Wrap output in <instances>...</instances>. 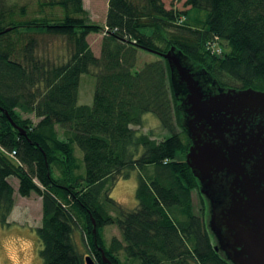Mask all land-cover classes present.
<instances>
[{
  "label": "trees",
  "instance_id": "obj_1",
  "mask_svg": "<svg viewBox=\"0 0 264 264\" xmlns=\"http://www.w3.org/2000/svg\"><path fill=\"white\" fill-rule=\"evenodd\" d=\"M9 2L0 0V226L8 225L14 206V178L19 197L41 200L35 234L42 264H85L86 256L96 264H230L214 250L207 203L185 164L186 91L162 58L134 69L138 51L174 48L205 92H264V0H184V12L160 0H108L102 26L88 23L82 0H48L40 8L62 9L61 19L23 21L14 19ZM192 10L207 13L202 27L189 25ZM90 33L103 34L98 57L86 42ZM34 34L65 37L72 45L68 61L56 67L37 61ZM215 44L224 49L219 55L210 50ZM93 71L92 103L78 105L79 78ZM145 115L157 119L165 138L133 129ZM73 145L82 153L83 176ZM11 152L12 160L5 154ZM134 171L137 206L128 211L110 192ZM106 226L120 235L108 246L101 236ZM77 230L85 254L75 243Z\"/></svg>",
  "mask_w": 264,
  "mask_h": 264
},
{
  "label": "water",
  "instance_id": "obj_2",
  "mask_svg": "<svg viewBox=\"0 0 264 264\" xmlns=\"http://www.w3.org/2000/svg\"><path fill=\"white\" fill-rule=\"evenodd\" d=\"M152 53L166 61L186 91L182 105L190 147L185 164L207 203L214 250L230 264H264V92H205L174 48ZM84 262L96 264L90 256Z\"/></svg>",
  "mask_w": 264,
  "mask_h": 264
},
{
  "label": "rangeland",
  "instance_id": "obj_3",
  "mask_svg": "<svg viewBox=\"0 0 264 264\" xmlns=\"http://www.w3.org/2000/svg\"><path fill=\"white\" fill-rule=\"evenodd\" d=\"M48 0H10L9 4L14 5V19L17 21L29 20L33 18H41L51 14L55 19H61L63 16L62 9L56 7L48 9L40 8V4ZM108 0H82V7L85 11L88 23L102 26L107 11ZM165 9L175 10L178 12L188 11L184 7V0H160ZM44 6V5H43ZM20 7H24L23 14L19 13ZM207 13L205 11L192 10L188 13V22L192 27H202L206 20ZM102 33H90L86 37V42L95 57L99 56L100 43ZM36 46L34 49V57L45 67H56L68 61L72 54V45L62 36L54 35H32ZM212 53L221 54L224 49L219 44L210 45ZM160 57L149 52L138 51L135 69L138 71L144 64L159 61ZM82 75L79 78L77 104L90 106L92 103L95 77L93 73ZM25 117V115H22ZM29 118L35 124L37 120L29 115ZM142 124L139 127H133L140 134H145L151 139L160 141L166 137V133L161 129L157 119L152 115H145L142 119ZM57 137L59 140H64L62 130L56 127ZM74 157L80 163L78 174L84 175L82 163V153L76 145H73ZM7 156V155H6ZM11 160L12 157H9ZM57 175V172H54ZM10 184L15 187L17 181L14 178L9 179ZM137 186V172L131 173L129 179L118 181L110 192V198L121 205L124 209L131 211L137 206L135 199V191ZM17 195V194H16ZM193 212L196 214L200 208L199 198L196 192L193 193ZM200 205V206H199ZM111 215L114 216L111 212ZM41 211L40 201L36 199V195L31 198L17 202L15 209L11 214V223L7 226H0V264H42L39 257L41 244L35 234V229L40 224ZM101 236L106 246L112 238L120 239L119 232L115 226H106L101 230ZM74 240L78 251L85 254L83 247V236L77 230L74 232ZM214 244V240H212ZM121 260H124L122 255H119ZM136 264V263H130ZM138 264V263H137Z\"/></svg>",
  "mask_w": 264,
  "mask_h": 264
},
{
  "label": "crops",
  "instance_id": "obj_4",
  "mask_svg": "<svg viewBox=\"0 0 264 264\" xmlns=\"http://www.w3.org/2000/svg\"><path fill=\"white\" fill-rule=\"evenodd\" d=\"M13 187V186H12ZM13 189H14V206H13V209H12V211H11V213H10V215L8 216V218H7V224H10L11 223V220H10V218H11V214L13 213V210L15 209V205L17 204V202H22V200H26V199H29V198H31V196L33 195V194H31L29 197H27V198H22V197H19L18 195H16V189H17V183H16V185H15V187H13ZM36 199H38L39 201H40V211H41V200H40V198L38 197V196H36ZM39 226H37L36 228H38Z\"/></svg>",
  "mask_w": 264,
  "mask_h": 264
},
{
  "label": "built area",
  "instance_id": "obj_5",
  "mask_svg": "<svg viewBox=\"0 0 264 264\" xmlns=\"http://www.w3.org/2000/svg\"><path fill=\"white\" fill-rule=\"evenodd\" d=\"M14 155H15V152H11V154L10 155H8L9 157H14Z\"/></svg>",
  "mask_w": 264,
  "mask_h": 264
},
{
  "label": "bare ground",
  "instance_id": "obj_6",
  "mask_svg": "<svg viewBox=\"0 0 264 264\" xmlns=\"http://www.w3.org/2000/svg\"><path fill=\"white\" fill-rule=\"evenodd\" d=\"M5 154H6V155H10L11 153H8V154H7V153H5Z\"/></svg>",
  "mask_w": 264,
  "mask_h": 264
}]
</instances>
